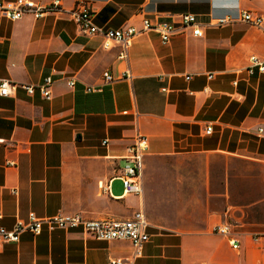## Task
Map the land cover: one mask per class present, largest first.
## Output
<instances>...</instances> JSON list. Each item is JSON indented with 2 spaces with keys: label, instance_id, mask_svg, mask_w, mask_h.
I'll use <instances>...</instances> for the list:
<instances>
[{
  "label": "crops",
  "instance_id": "crops-1",
  "mask_svg": "<svg viewBox=\"0 0 264 264\" xmlns=\"http://www.w3.org/2000/svg\"><path fill=\"white\" fill-rule=\"evenodd\" d=\"M79 1L112 29L192 13L202 36L187 28L164 44L146 32L122 58L119 43L80 31L70 13ZM239 9L264 16V0H62L40 18L0 16V80L13 86L0 95V226L31 213L124 219L141 210L150 240L136 264H264V73L247 70L250 56L264 59V30L212 23ZM46 76L50 99L39 89ZM138 135L148 139L142 190L127 195L119 176ZM171 156L197 157L200 182L159 183L185 181L186 166L147 167ZM221 224L229 234L214 231ZM133 253L127 240L44 228L1 244L0 264H111Z\"/></svg>",
  "mask_w": 264,
  "mask_h": 264
},
{
  "label": "built area",
  "instance_id": "built-area-1",
  "mask_svg": "<svg viewBox=\"0 0 264 264\" xmlns=\"http://www.w3.org/2000/svg\"><path fill=\"white\" fill-rule=\"evenodd\" d=\"M62 7V0H3L0 1V16L11 21H16L26 14H32L35 18H40L47 13L57 11ZM72 18L78 24L80 31L87 35H103L108 40L119 43L124 52L122 58L127 57V50L132 45L135 37L146 33L156 32L160 35L164 44L170 42L171 38L183 33L187 28L191 29L194 36H202V29L197 22L195 14L183 13L176 17L174 21H166L159 19L143 18L141 29L133 24H126L120 28L112 29L98 26L94 22V12L89 2L79 1L70 11ZM214 25H224L226 23L242 21L246 24L264 30V16L253 11L237 10L234 15L213 16ZM248 72L253 74L255 71L264 73V59L257 56H250L248 60ZM105 82L114 80L113 76L108 72L103 74ZM212 77V75H210ZM189 79V77H187ZM54 82L52 76H46L39 86L41 94L50 99L51 86ZM69 87H74L75 81L68 80ZM13 86L7 80H0V95L9 96ZM29 92L33 93V86H24ZM93 88H89L91 92ZM213 128L208 126L206 133L210 134ZM260 134H264V129H258ZM148 150V139L145 136L138 135L134 142L127 147L126 165L122 169L119 178L121 179L124 193L127 195H137L141 193V172L143 168V157ZM149 223L143 211H135L129 218H116L114 216H105L101 218H87L82 214L58 213L53 216L38 218L34 213L29 214L27 220H19L11 229L0 226V245L9 242H18L21 234L31 232L39 235L44 228L49 231L55 229L63 230H81L87 236L97 240L113 241L127 240L130 241L134 253L132 259H115L111 264H136L135 259L142 256L144 246L150 240L148 234ZM216 233L229 234L230 225H217L214 229ZM236 240H233L234 243ZM234 248H238V244H233Z\"/></svg>",
  "mask_w": 264,
  "mask_h": 264
},
{
  "label": "rangeland",
  "instance_id": "rangeland-1",
  "mask_svg": "<svg viewBox=\"0 0 264 264\" xmlns=\"http://www.w3.org/2000/svg\"><path fill=\"white\" fill-rule=\"evenodd\" d=\"M153 167V168H182L184 166L187 167V175L186 178L183 181L184 176H176V175H165L161 176L159 178V183H170L171 181H177V178H180L181 181L179 183H188V182H200L198 173H194L195 171L193 168H199L200 162L199 159L196 157L194 159L190 158L189 156L184 159L183 156H171V157H165V158H152L149 159V162L147 164V167ZM197 172V171H196ZM183 177V178H182ZM187 193V192H185Z\"/></svg>",
  "mask_w": 264,
  "mask_h": 264
}]
</instances>
